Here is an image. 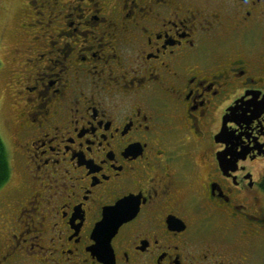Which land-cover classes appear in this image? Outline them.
<instances>
[{
	"label": "flooded vegetation",
	"instance_id": "flooded-vegetation-1",
	"mask_svg": "<svg viewBox=\"0 0 264 264\" xmlns=\"http://www.w3.org/2000/svg\"><path fill=\"white\" fill-rule=\"evenodd\" d=\"M0 73V264H264V0H0Z\"/></svg>",
	"mask_w": 264,
	"mask_h": 264
},
{
	"label": "rangeland",
	"instance_id": "rangeland-1",
	"mask_svg": "<svg viewBox=\"0 0 264 264\" xmlns=\"http://www.w3.org/2000/svg\"><path fill=\"white\" fill-rule=\"evenodd\" d=\"M7 81V77L4 74L0 73V133L5 142L7 143V146L9 147L10 151V163L12 167V172H11V181L9 185L8 192L6 193H11V190H13L15 187H17L20 182H21V177H22V170H21V165L19 162L15 160V158L12 156V149H11V134L8 130V125L6 122V117L9 114V107L7 104V98L6 96V90H5V82ZM7 184V182L0 188V190ZM5 197V195H4ZM8 198V197H5ZM2 207L0 209V213L2 212ZM255 261H260L264 262V247H261L260 250L255 252L254 257Z\"/></svg>",
	"mask_w": 264,
	"mask_h": 264
},
{
	"label": "water",
	"instance_id": "water-1",
	"mask_svg": "<svg viewBox=\"0 0 264 264\" xmlns=\"http://www.w3.org/2000/svg\"><path fill=\"white\" fill-rule=\"evenodd\" d=\"M125 220L121 213V203L104 210L103 220L95 227V234L104 239L110 237L116 232L118 226Z\"/></svg>",
	"mask_w": 264,
	"mask_h": 264
},
{
	"label": "trees",
	"instance_id": "trees-1",
	"mask_svg": "<svg viewBox=\"0 0 264 264\" xmlns=\"http://www.w3.org/2000/svg\"><path fill=\"white\" fill-rule=\"evenodd\" d=\"M12 172L7 146L0 133V188L9 180Z\"/></svg>",
	"mask_w": 264,
	"mask_h": 264
}]
</instances>
